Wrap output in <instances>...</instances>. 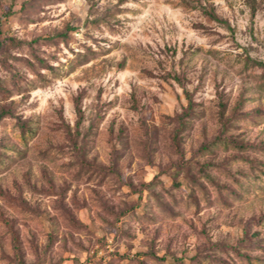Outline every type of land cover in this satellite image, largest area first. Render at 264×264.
<instances>
[{
    "label": "rangeland",
    "instance_id": "obj_1",
    "mask_svg": "<svg viewBox=\"0 0 264 264\" xmlns=\"http://www.w3.org/2000/svg\"><path fill=\"white\" fill-rule=\"evenodd\" d=\"M3 109L0 264H264V0H0Z\"/></svg>",
    "mask_w": 264,
    "mask_h": 264
},
{
    "label": "trees",
    "instance_id": "obj_2",
    "mask_svg": "<svg viewBox=\"0 0 264 264\" xmlns=\"http://www.w3.org/2000/svg\"><path fill=\"white\" fill-rule=\"evenodd\" d=\"M212 15L216 16V14H214L213 12H211ZM217 17V16H216ZM260 64H263V62H258ZM187 99H188V103H187V106L185 107L184 111L178 115L177 117V123L174 130H173V134H172V137H173V140H175V143L177 142V139H178V135L181 134V131H183V129H186V127L188 126L189 124V121L195 117L196 113H197V109H196V102L193 100V97L191 96V93L187 92ZM242 103H240L241 105ZM220 118L221 120L223 121L222 125H224V128H229L231 127L232 123H233V120H237L239 117L236 110H232V115L234 116L232 118V115L228 118V120H223L224 119V116H225V113L227 111V106L224 104V103H221L220 104ZM8 110H5L3 109L1 112H0V119L3 118L5 115H8L9 113L7 112ZM76 112H77V115L79 117V121L82 120V109L79 105V99L77 98L76 99ZM22 135L25 136V131H24V128L25 126L23 125L22 126ZM231 142H234L235 143V140L233 138H230V137H226V136H219V137H215L214 138V141L213 143H223L225 144L226 146H229ZM242 147V146H240Z\"/></svg>",
    "mask_w": 264,
    "mask_h": 264
}]
</instances>
